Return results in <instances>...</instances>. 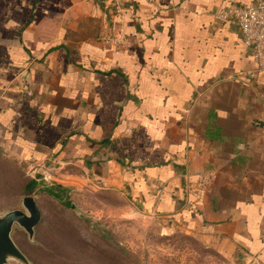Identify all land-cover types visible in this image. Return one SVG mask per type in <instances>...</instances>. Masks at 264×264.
Segmentation results:
<instances>
[{
	"label": "crops",
	"instance_id": "1",
	"mask_svg": "<svg viewBox=\"0 0 264 264\" xmlns=\"http://www.w3.org/2000/svg\"><path fill=\"white\" fill-rule=\"evenodd\" d=\"M251 1L0 0V149L264 264V73L220 16Z\"/></svg>",
	"mask_w": 264,
	"mask_h": 264
},
{
	"label": "rangeland",
	"instance_id": "2",
	"mask_svg": "<svg viewBox=\"0 0 264 264\" xmlns=\"http://www.w3.org/2000/svg\"><path fill=\"white\" fill-rule=\"evenodd\" d=\"M6 160L14 161L18 169H9ZM32 172V166L0 149V212L22 207L24 182L34 180L32 175L39 179L32 193L43 211L37 246L29 248L23 229L15 226L13 232L18 245L29 254L32 251L36 264H128L89 233L85 217L108 227L118 242L140 257L141 264H259L245 253L226 250L208 235L190 231L173 218L133 212L112 193L99 197L95 190L78 191L71 198L67 188L62 197L74 206H63L42 190L62 182L51 180L45 170Z\"/></svg>",
	"mask_w": 264,
	"mask_h": 264
},
{
	"label": "water",
	"instance_id": "3",
	"mask_svg": "<svg viewBox=\"0 0 264 264\" xmlns=\"http://www.w3.org/2000/svg\"><path fill=\"white\" fill-rule=\"evenodd\" d=\"M42 209L35 195H26L22 207L0 212V264H34L14 239L15 226L23 229L31 242L42 220Z\"/></svg>",
	"mask_w": 264,
	"mask_h": 264
},
{
	"label": "built area",
	"instance_id": "4",
	"mask_svg": "<svg viewBox=\"0 0 264 264\" xmlns=\"http://www.w3.org/2000/svg\"><path fill=\"white\" fill-rule=\"evenodd\" d=\"M224 19H232L239 27L244 43L252 49L256 71L264 73V0H252L249 5L229 7L220 12ZM105 43H122L120 39L113 37L111 34L102 36ZM254 76L255 73H250ZM32 173L36 170L32 166ZM34 180H39L32 175ZM208 178L202 177L201 184H205Z\"/></svg>",
	"mask_w": 264,
	"mask_h": 264
},
{
	"label": "trees",
	"instance_id": "5",
	"mask_svg": "<svg viewBox=\"0 0 264 264\" xmlns=\"http://www.w3.org/2000/svg\"><path fill=\"white\" fill-rule=\"evenodd\" d=\"M6 161L8 162L9 169L13 170L14 172H15V169H18L17 164H15V162L11 160H6ZM36 183L37 181L33 179H31L28 182L25 181L23 185V189H22V197L26 195H31L35 189ZM42 190L44 191V193H46L48 196L52 198V201H55V202L57 201V203L63 206H69V205L71 206V204L72 206H74L73 202H71L68 199L65 200L62 197L65 193H67V187L63 185L54 184L51 186H46ZM42 220H43V217H42ZM42 220L40 221V223H42ZM84 221L86 224V229L89 231V233L92 234L96 240L100 241V243L105 248L112 249L113 251H115L117 253V257H119L120 259H123L125 262H128V264H141L140 257L134 251L128 248L126 245H123L120 242H118L114 233L108 227H104L102 223H100V221L98 220L90 219L87 217L84 218ZM40 223L38 225H40ZM39 233H40V229L37 226L36 233H35V241L34 242L27 241L30 246L29 247L30 249H34V247L37 246L38 243H36V239L38 238ZM17 239L18 237L15 238V240ZM22 250L27 254V256L32 260V262L36 264L35 260L33 259L34 255L32 251L30 250L31 254H29V252L25 248H22Z\"/></svg>",
	"mask_w": 264,
	"mask_h": 264
}]
</instances>
